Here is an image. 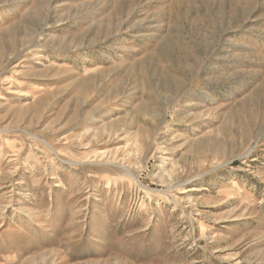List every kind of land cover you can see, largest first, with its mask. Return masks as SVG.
I'll use <instances>...</instances> for the list:
<instances>
[{
    "label": "rangeland",
    "instance_id": "obj_1",
    "mask_svg": "<svg viewBox=\"0 0 264 264\" xmlns=\"http://www.w3.org/2000/svg\"><path fill=\"white\" fill-rule=\"evenodd\" d=\"M0 264H264V0H0Z\"/></svg>",
    "mask_w": 264,
    "mask_h": 264
}]
</instances>
